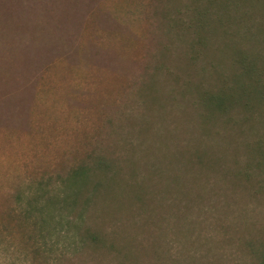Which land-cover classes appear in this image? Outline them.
Returning a JSON list of instances; mask_svg holds the SVG:
<instances>
[{"label": "rangeland", "instance_id": "rangeland-1", "mask_svg": "<svg viewBox=\"0 0 264 264\" xmlns=\"http://www.w3.org/2000/svg\"><path fill=\"white\" fill-rule=\"evenodd\" d=\"M158 1L0 0V264H112L107 253L81 243V206L70 204L66 176L96 141L114 145L136 176L151 178L155 199L166 184L165 172L148 171L160 151H130L135 137L154 146L171 128L180 146L188 135L163 76L152 106L138 109L131 90L152 45ZM253 14L264 24L257 7ZM158 104L165 128L135 132L133 111ZM234 184V192L219 193L215 180L207 185L187 230L154 234L162 264H258L264 170ZM132 237L139 264H149L152 240L139 230Z\"/></svg>", "mask_w": 264, "mask_h": 264}, {"label": "trees", "instance_id": "trees-1", "mask_svg": "<svg viewBox=\"0 0 264 264\" xmlns=\"http://www.w3.org/2000/svg\"><path fill=\"white\" fill-rule=\"evenodd\" d=\"M175 2L160 0L153 10L152 45L131 84L140 109L155 103L163 76L183 116L180 129L188 135L182 145L172 142L170 128L155 137L154 146L144 147L143 137L130 146L148 157L160 151L148 171L165 172L166 184L155 199L151 178L136 176L124 152L98 141L66 173L73 182L70 204L81 206V243L107 253L112 264H139L132 237L137 230L152 240L149 264H162L154 234L187 230V217L207 185L215 180L219 193L264 170V24L253 14L257 7L264 16V0ZM159 106L133 111L131 128H165ZM258 264H264V252Z\"/></svg>", "mask_w": 264, "mask_h": 264}]
</instances>
